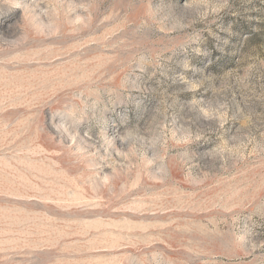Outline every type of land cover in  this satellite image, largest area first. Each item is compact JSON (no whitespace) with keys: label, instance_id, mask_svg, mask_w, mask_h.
I'll list each match as a JSON object with an SVG mask.
<instances>
[{"label":"rangeland","instance_id":"374dc122","mask_svg":"<svg viewBox=\"0 0 264 264\" xmlns=\"http://www.w3.org/2000/svg\"><path fill=\"white\" fill-rule=\"evenodd\" d=\"M0 264H264V0H0Z\"/></svg>","mask_w":264,"mask_h":264}]
</instances>
